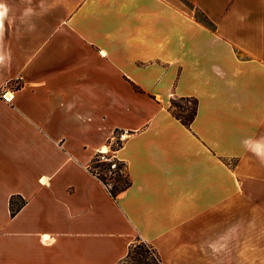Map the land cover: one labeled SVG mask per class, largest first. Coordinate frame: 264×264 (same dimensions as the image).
<instances>
[{"label":"crops","instance_id":"0c3cea01","mask_svg":"<svg viewBox=\"0 0 264 264\" xmlns=\"http://www.w3.org/2000/svg\"><path fill=\"white\" fill-rule=\"evenodd\" d=\"M182 1L0 0V264H264V0Z\"/></svg>","mask_w":264,"mask_h":264},{"label":"trees","instance_id":"16d2710c","mask_svg":"<svg viewBox=\"0 0 264 264\" xmlns=\"http://www.w3.org/2000/svg\"><path fill=\"white\" fill-rule=\"evenodd\" d=\"M184 2L193 8L194 18L196 19V21L209 28L210 30H214V25L207 19L203 12H201L198 8H196L188 1L185 0ZM168 111L181 124L189 128L197 113V100L189 97H174L169 101ZM110 166L111 163L99 162V160L94 157L92 163L90 164L89 170L91 173L96 175L100 181L104 183L110 195L113 198H116V196L120 192L126 190L130 186V181L127 173H121V170L123 168H125L126 170V166L124 163L116 161V167L113 170ZM106 173H109L108 178L103 175ZM106 179L114 181V184L111 188L106 182ZM17 208H19V206H17ZM10 211L11 215L15 214V211L13 209H11ZM118 264H160V259L151 246L138 241L129 248L126 257Z\"/></svg>","mask_w":264,"mask_h":264},{"label":"rangeland","instance_id":"374dc122","mask_svg":"<svg viewBox=\"0 0 264 264\" xmlns=\"http://www.w3.org/2000/svg\"><path fill=\"white\" fill-rule=\"evenodd\" d=\"M183 2V1H182ZM183 4L190 10V11H192L193 12V14H194V10H193V8L192 7H190L189 5H187L185 2H183ZM123 139H124V133H119V132H116L115 134H114V137H113V139L108 143L109 144V150L111 151V150H113V149H116V148H118L121 144H122V141H123ZM95 157H96V155H95ZM115 161H117V160H115ZM97 172V171H96ZM100 173V172H99ZM121 173H125L126 174V170H125V168H123L122 170H121ZM106 178H108V176H109V173H106V174H103ZM106 182L108 183V185H109V187L111 188L112 187V185L114 184V181H110V180H107L106 179ZM136 242H138V241H136Z\"/></svg>","mask_w":264,"mask_h":264},{"label":"built area","instance_id":"2783aa9c","mask_svg":"<svg viewBox=\"0 0 264 264\" xmlns=\"http://www.w3.org/2000/svg\"><path fill=\"white\" fill-rule=\"evenodd\" d=\"M2 99L6 102H10L11 100V96H9L8 94H4L1 96ZM96 158L99 160V162H102V163H111V169H115L116 167V159L114 157V154L112 151H110L108 148H107V151H102V149H100L97 153H96Z\"/></svg>","mask_w":264,"mask_h":264},{"label":"clouds","instance_id":"9594fccd","mask_svg":"<svg viewBox=\"0 0 264 264\" xmlns=\"http://www.w3.org/2000/svg\"><path fill=\"white\" fill-rule=\"evenodd\" d=\"M254 154L260 157V163L264 164V151L260 149L259 145H257V148L254 150Z\"/></svg>","mask_w":264,"mask_h":264},{"label":"bare ground","instance_id":"6f19581e","mask_svg":"<svg viewBox=\"0 0 264 264\" xmlns=\"http://www.w3.org/2000/svg\"><path fill=\"white\" fill-rule=\"evenodd\" d=\"M102 151H107V148H106V147H103V148H102Z\"/></svg>","mask_w":264,"mask_h":264}]
</instances>
